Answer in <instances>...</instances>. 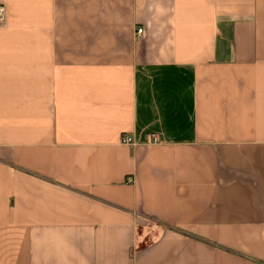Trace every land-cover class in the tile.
<instances>
[{"label": "crops", "instance_id": "0c3cea01", "mask_svg": "<svg viewBox=\"0 0 264 264\" xmlns=\"http://www.w3.org/2000/svg\"><path fill=\"white\" fill-rule=\"evenodd\" d=\"M0 6V264H264V0Z\"/></svg>", "mask_w": 264, "mask_h": 264}, {"label": "built area", "instance_id": "2783aa9c", "mask_svg": "<svg viewBox=\"0 0 264 264\" xmlns=\"http://www.w3.org/2000/svg\"><path fill=\"white\" fill-rule=\"evenodd\" d=\"M4 18H5V8L3 6H0V21L4 20ZM142 31H143L142 29H138L137 30V34L138 35L142 34ZM121 143L123 145H134L133 139L131 137H129V136H125L122 139ZM151 143H153V144L157 143L156 136H153V135L151 136ZM127 181L129 183H131L132 182V178H128Z\"/></svg>", "mask_w": 264, "mask_h": 264}]
</instances>
